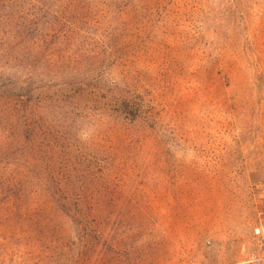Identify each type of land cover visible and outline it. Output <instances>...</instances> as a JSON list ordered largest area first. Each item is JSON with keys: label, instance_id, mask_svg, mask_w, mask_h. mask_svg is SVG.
Instances as JSON below:
<instances>
[{"label": "rangeland", "instance_id": "obj_1", "mask_svg": "<svg viewBox=\"0 0 264 264\" xmlns=\"http://www.w3.org/2000/svg\"><path fill=\"white\" fill-rule=\"evenodd\" d=\"M263 183L264 0H0V264H244Z\"/></svg>", "mask_w": 264, "mask_h": 264}, {"label": "built area", "instance_id": "obj_2", "mask_svg": "<svg viewBox=\"0 0 264 264\" xmlns=\"http://www.w3.org/2000/svg\"><path fill=\"white\" fill-rule=\"evenodd\" d=\"M244 264H264V183L260 187L257 218L252 229V252Z\"/></svg>", "mask_w": 264, "mask_h": 264}, {"label": "trees", "instance_id": "obj_3", "mask_svg": "<svg viewBox=\"0 0 264 264\" xmlns=\"http://www.w3.org/2000/svg\"><path fill=\"white\" fill-rule=\"evenodd\" d=\"M17 103H19L20 105H22V101H19ZM28 103H30L31 105L30 106H27V108L25 109L26 111H24V113L22 115V118L26 122L25 125L27 126L28 129L33 128L35 126H40L41 127L42 126V124H41V117H40L38 111L36 110V108L34 107V105H32V102H28ZM44 133H43V136L40 139V144L41 145L46 140L45 139L46 136L44 137Z\"/></svg>", "mask_w": 264, "mask_h": 264}]
</instances>
